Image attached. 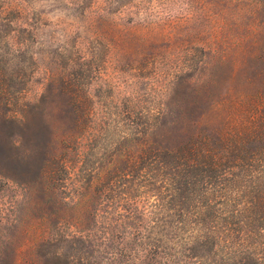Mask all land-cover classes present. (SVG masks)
I'll use <instances>...</instances> for the list:
<instances>
[{"label":"rangeland","instance_id":"374dc122","mask_svg":"<svg viewBox=\"0 0 264 264\" xmlns=\"http://www.w3.org/2000/svg\"><path fill=\"white\" fill-rule=\"evenodd\" d=\"M124 190L153 251L264 264V0H0V264L106 263Z\"/></svg>","mask_w":264,"mask_h":264},{"label":"trees","instance_id":"16d2710c","mask_svg":"<svg viewBox=\"0 0 264 264\" xmlns=\"http://www.w3.org/2000/svg\"><path fill=\"white\" fill-rule=\"evenodd\" d=\"M253 158L254 157L248 158L250 161H248L249 163L247 164V166L252 167V164L254 165L256 161L253 160ZM189 164V167L192 168L199 166L198 162L195 163V161L190 162ZM234 167L235 166L231 168ZM127 180V175L123 174L116 175L113 181L119 184L123 181L128 182ZM124 184L125 183H123V185ZM188 185H190L188 182L179 179V181L177 182V187H174L171 191H167V189H165L166 187H163L164 191L170 192V195L168 196L169 198L167 197L166 199L162 200H160V198H157L153 201V203L151 202L152 214L166 215L171 211H176L186 216L190 215L193 217L191 220H187L185 222L180 221L179 223L188 224V228L194 226L196 228L195 233H198L201 232V227L204 224L202 217L208 215V213L205 212L210 208V205L209 203H198V201H195V203L192 204V201H187L191 196L192 190L188 188ZM138 187L142 188V185H138ZM143 194L145 198L147 197L149 199L150 196H152L153 192L143 191ZM133 197L136 198V196H132L129 193V190L117 191V195L112 198L114 204L111 207L104 209L103 205L100 206L99 210L102 214V222L104 228H109L106 229L109 232L104 234L103 238L104 241H108L111 244L109 252H103L105 255H107L106 257L102 256V258L106 261V263L104 264H201L199 260L197 261V257L194 255L192 257L193 259H191L193 260L191 261V263L182 261L178 262V260H174L173 257H169L168 254L166 255L165 253L159 251H153L150 247H146V245L143 244V241L145 239L144 232H147L146 222H149V219L147 220L146 212L140 210L138 205L135 204L136 199H134ZM173 197H175L176 200H179V204L173 205V208H171L169 207V199ZM143 208H145V206ZM150 223L151 226L149 229H153L156 221L150 220ZM143 224H145V227L141 226ZM208 224L212 228H215V226L211 225L212 222ZM143 229L144 231L142 232ZM81 239H84V237H81ZM217 240L218 243L222 242V239L218 238ZM222 244L230 245V241L223 240ZM239 246L240 252L247 251L246 247H244L243 245L237 244V247ZM215 247L217 246L215 245ZM194 260H196L197 262H195ZM65 264L76 263L74 261L67 260L65 261Z\"/></svg>","mask_w":264,"mask_h":264}]
</instances>
